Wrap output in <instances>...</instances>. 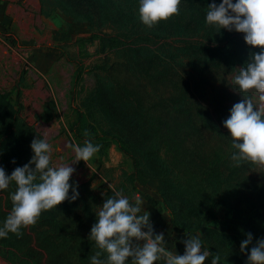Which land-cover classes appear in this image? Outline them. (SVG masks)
Listing matches in <instances>:
<instances>
[{"label":"rangeland","instance_id":"rangeland-1","mask_svg":"<svg viewBox=\"0 0 264 264\" xmlns=\"http://www.w3.org/2000/svg\"><path fill=\"white\" fill-rule=\"evenodd\" d=\"M200 1L182 0L177 15L148 28L139 0H0V166L10 175L31 159L32 140L46 137L53 160L75 168L70 183L79 191L21 235L9 233L12 247H0V264L49 262L46 240L91 264L95 211L113 189L141 193L169 250L182 255V241L199 235L220 264H246L241 241L249 232L253 243L264 238V164L230 159L223 121L244 99L232 77L259 49L243 33L206 24ZM186 26L199 31L202 46L188 43ZM226 33L235 46L226 45ZM158 95L183 109L166 115ZM86 139L100 151L73 163L71 145ZM135 162L143 186L132 177ZM14 190L13 183L0 191L5 218ZM70 203L79 214L64 209Z\"/></svg>","mask_w":264,"mask_h":264},{"label":"clouds","instance_id":"clouds-1","mask_svg":"<svg viewBox=\"0 0 264 264\" xmlns=\"http://www.w3.org/2000/svg\"><path fill=\"white\" fill-rule=\"evenodd\" d=\"M181 2L139 0V19L151 28L177 15ZM205 23L219 31L223 28L243 33L245 43L259 49L250 52L249 59L232 77L233 87L244 99L232 106L223 126L231 138L230 159L237 166L244 160L264 164V103L254 102L247 95L254 91L258 101L264 102V0H220L219 3L212 0L207 6ZM30 147L31 159L23 166H17L10 175L0 166V191L15 184L11 193L12 209L0 224V238H7L9 233L21 235V229L35 224L42 212L56 208L65 200L79 198L78 182L70 183L75 168L67 161L57 163L53 160L48 139L36 136ZM101 147L90 139L83 145L73 143L71 149L75 158L72 162L87 163ZM143 205L140 192L126 195L123 189H113L103 204L97 206L96 222L90 229L89 240L94 241L98 251L91 256V264H155L158 261L205 264L209 257L210 264H220L219 253L213 256L204 248L199 235L188 236L182 241V255L169 250L165 235L154 230L151 214ZM249 245L252 246L249 248ZM240 251L247 253L246 264H264V238L253 243V234L247 233L240 243Z\"/></svg>","mask_w":264,"mask_h":264},{"label":"trees","instance_id":"trees-1","mask_svg":"<svg viewBox=\"0 0 264 264\" xmlns=\"http://www.w3.org/2000/svg\"><path fill=\"white\" fill-rule=\"evenodd\" d=\"M216 2L217 3H219L220 2V0H216ZM200 3V5L203 7V8H205L206 10H207V6H208V4H210L211 2H208V0H202V1H200L199 2ZM164 28H166V31H167V26H166V24H163V27H162V32H165V30H164ZM127 32H130V31H126V32H124V33H127ZM183 34L188 38V43H190V44H196V45H199V46H202V44L201 43H199L195 38H199V39H201V37L199 36V31L198 30H196V31H194V32H191V30H190V27L189 26H186V28H185V33L183 32ZM227 34V33H226ZM181 36H183L182 34H181ZM189 38H192V39H189ZM225 41L226 42H228V43H231V44H226L227 46H231V45H233V46H235L236 45V42H234V43H232L233 42V38L230 36V34L228 33L226 36H225ZM78 82V81H77ZM158 97L161 99V102L160 103H158V106L160 107V108H162L164 111H165V113H166V115H170V114H176V113H179L180 112V110H182L183 109V105H181V106H172V105H166V104H164V103H162V96H160V95H158ZM75 137L77 138V135H76V133H75ZM171 152V151H170ZM135 173H133L132 174V177L134 178V181L137 183V184H139V185H141V186H143V183H142V181H141V173H140V171L137 169V167H136V162H135ZM159 181V183H160V181H162V179L160 180H157V182ZM100 194H99V198L101 197V195L103 194L102 192L103 191H101V190H99L98 191ZM111 195V193L109 194H105L104 195V197H107V196H110ZM159 197L162 199V195L161 194H159ZM93 200V199H92ZM68 205H70V207L71 208H69L68 209V207L67 208H64L65 210H69L68 212L70 213V214H75V215H77V214H79L80 213V207H78L77 205H73V204H68ZM3 214H1L0 213V224H2L3 223V221L5 220V217H3L2 216ZM170 215H171V220H172V223H174L175 222V215H174V213L173 212H170ZM77 217V216H76ZM47 241V246L45 247V249L47 250V252H48V255H49V262H47V263H44L43 261H41V262H39L38 264H78V262L77 261H73V260H71V257H70V255L68 254V252H63V251H61V250H59V248L58 247H54V241L53 240H46ZM9 245V246H8ZM0 247H4V248H8V247H12L11 246V242H10V240H9V236L7 237V238H0ZM5 253H7V252H5ZM37 254V256H40V257H42L43 256V253L42 252H37L36 253ZM79 264H83L82 262L81 263H79Z\"/></svg>","mask_w":264,"mask_h":264}]
</instances>
